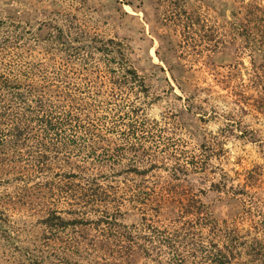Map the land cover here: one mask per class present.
I'll list each match as a JSON object with an SVG mask.
<instances>
[{
	"label": "rangeland",
	"instance_id": "rangeland-1",
	"mask_svg": "<svg viewBox=\"0 0 264 264\" xmlns=\"http://www.w3.org/2000/svg\"><path fill=\"white\" fill-rule=\"evenodd\" d=\"M263 16L264 0H0V72L56 81L69 60L71 82L105 94L102 60L81 45L110 37L147 88L129 119L116 116L129 105L102 103L107 116L70 150L87 168L62 166L118 202L54 203L74 220L48 226L36 192L12 178L0 185V264H152L135 247L117 252L110 219L129 226L145 212L168 226L190 198L230 228L240 261L264 264V44L253 28Z\"/></svg>",
	"mask_w": 264,
	"mask_h": 264
},
{
	"label": "trees",
	"instance_id": "trees-1",
	"mask_svg": "<svg viewBox=\"0 0 264 264\" xmlns=\"http://www.w3.org/2000/svg\"><path fill=\"white\" fill-rule=\"evenodd\" d=\"M249 16L256 17L253 12ZM261 21V25L253 22L256 24L253 28L264 44V16ZM62 35L59 29V36ZM81 46L99 54L105 72V80L100 83H106L105 94L100 89L90 91L71 82L68 71L74 74L76 68L69 60L58 67L56 81L43 79L39 83L26 70L0 72V185L13 178L23 190L31 191L29 195L36 192L35 200L43 206L41 220L48 226L74 220L64 219L61 211L52 207L54 203L73 201L94 206L97 201L118 202L117 194L101 187L94 176L82 182V176L72 169L62 170V166H74L78 172L87 168L85 164L90 160L79 165L71 160L70 150L78 139L93 135L94 120L107 116L102 113V103L116 98L120 101L119 108L129 105L116 115L129 119L137 110H143L139 101L147 97L143 79L129 63L121 41L92 37L91 42ZM185 171L182 170V174ZM46 173L50 176L39 180ZM174 175L178 174L174 172ZM180 208L182 210L168 226L153 225L145 212L141 213L137 224L129 226L110 219L113 234L108 240L121 254H128L135 247L152 264H245L239 259L241 251L234 247L241 246V242L230 233L229 227L218 224L199 199L190 198ZM106 214L108 212L103 211L102 215ZM183 214L193 217L184 218ZM252 250V256L260 254L259 247Z\"/></svg>",
	"mask_w": 264,
	"mask_h": 264
}]
</instances>
